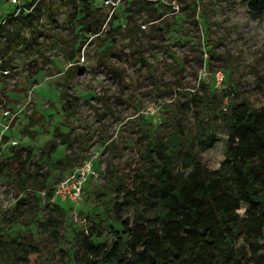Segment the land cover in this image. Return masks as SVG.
I'll return each instance as SVG.
<instances>
[{
	"label": "rangeland",
	"instance_id": "374dc122",
	"mask_svg": "<svg viewBox=\"0 0 264 264\" xmlns=\"http://www.w3.org/2000/svg\"><path fill=\"white\" fill-rule=\"evenodd\" d=\"M14 9L0 0V23L19 27L13 49L0 33V264H68L83 253V235L110 244L116 208L129 222L142 213L116 177L153 217L136 177L149 175L141 153L148 137L174 131V118L193 125L190 94L217 95L224 108L243 100L264 107V13L252 16L243 0H43L30 21L7 19ZM220 121L213 118L214 147L197 154L210 169L224 159ZM49 142L55 150L42 156ZM19 146L31 148L26 168L38 164L45 185L35 188L30 221L24 214L9 223L3 218L31 192L9 170ZM78 179L80 197L58 191L72 192ZM17 242L38 244L40 255L19 259Z\"/></svg>",
	"mask_w": 264,
	"mask_h": 264
},
{
	"label": "trees",
	"instance_id": "16d2710c",
	"mask_svg": "<svg viewBox=\"0 0 264 264\" xmlns=\"http://www.w3.org/2000/svg\"><path fill=\"white\" fill-rule=\"evenodd\" d=\"M42 2L28 0L24 6L34 5L32 9L17 14L14 9L7 19L30 21ZM243 3L252 16L264 13V0ZM202 18L207 26V18ZM0 33L7 36L5 48L13 49L19 35L16 23L11 32L0 23ZM262 95L264 98V92ZM189 101L195 107L193 125L187 127L174 118V131L148 137L141 153L150 163L149 175L147 179L143 174L136 177L145 202L155 210L154 216L140 208V198L132 194L122 177H116L112 184L125 189L132 205L142 212L140 218L131 222L121 219L116 208L120 229L110 226L111 243L95 244L83 235V253H73L68 264H264V107L255 108L243 100L224 108L219 96L196 92L189 95ZM63 108L66 110L65 105ZM216 117H220L227 138L223 161L210 169L197 154L218 141ZM54 150L55 143L49 142L41 155L49 156ZM31 155L29 147L12 150L9 170H14L15 181L24 190L31 187V192L18 200L12 218H3L9 223L24 214L30 221L39 209L35 188L43 187L45 178L39 181L38 164L32 172L26 168ZM6 175L13 178L10 172ZM46 223L56 237V225L49 219ZM17 243L19 259L40 255L38 244H28L30 249L23 250V242ZM33 260L43 264L41 259Z\"/></svg>",
	"mask_w": 264,
	"mask_h": 264
},
{
	"label": "built area",
	"instance_id": "2783aa9c",
	"mask_svg": "<svg viewBox=\"0 0 264 264\" xmlns=\"http://www.w3.org/2000/svg\"><path fill=\"white\" fill-rule=\"evenodd\" d=\"M6 1H8L9 3L15 6V14L19 13L20 11H29L30 9L34 7V5L29 6V8L25 7L22 0H6ZM216 79H217V83H221V81H223V75L217 74ZM73 176H74L73 178L79 177V176H76L75 174H73ZM81 190H82L81 181L78 179L76 181V185L72 189V192H70L69 190H66V188L63 187V184L61 185V188L58 191L59 192L63 191L64 193L69 192L71 198H76V197L78 198L81 195Z\"/></svg>",
	"mask_w": 264,
	"mask_h": 264
}]
</instances>
